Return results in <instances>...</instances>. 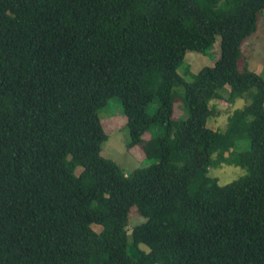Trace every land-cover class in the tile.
<instances>
[{
  "label": "trees",
  "instance_id": "1",
  "mask_svg": "<svg viewBox=\"0 0 264 264\" xmlns=\"http://www.w3.org/2000/svg\"><path fill=\"white\" fill-rule=\"evenodd\" d=\"M263 14L264 0H0V264H264V77L240 65ZM217 36L213 67L179 73ZM113 98L151 165L102 155ZM240 98L225 131L208 127L211 102ZM222 164L247 174L221 186Z\"/></svg>",
  "mask_w": 264,
  "mask_h": 264
},
{
  "label": "rangeland",
  "instance_id": "2",
  "mask_svg": "<svg viewBox=\"0 0 264 264\" xmlns=\"http://www.w3.org/2000/svg\"><path fill=\"white\" fill-rule=\"evenodd\" d=\"M220 44L221 37L217 36L214 47L209 49L206 54L187 51L184 63L179 69V73L183 75L184 71H186V67H190V71L193 73H197L204 67H213L215 62L220 58ZM241 49V67L246 64L250 71L262 74L264 77V14L259 21L257 33L246 39ZM184 77L190 81L189 77ZM247 103L248 101H246L245 98L237 99L233 104H227L222 100L211 102L210 108L213 109V115L208 120V127L213 130L225 131L229 116L236 109L242 108ZM181 106H183V103H180V100H178L175 113L179 117L186 119L188 113L184 112V107ZM156 107V104L150 107L149 110L151 114L155 112ZM100 119L107 135V139L102 145V155L104 157L115 161L125 173H130L137 168L151 165L152 161L145 157L141 146L129 147L130 134L127 126V119L123 111L122 102L119 98H113L109 101L106 109L100 114ZM160 133L161 131L158 128H153L144 135V139L147 140L151 136L159 135ZM249 145L250 142L248 140L239 141L232 150L237 152L244 151L249 148ZM246 174V169L228 164H222L219 167H212L209 169V176L216 178L221 186L228 185ZM141 219L139 217H133L132 226L140 224ZM142 221H144V219H142ZM94 229L97 231L100 230V228L96 226H94Z\"/></svg>",
  "mask_w": 264,
  "mask_h": 264
}]
</instances>
